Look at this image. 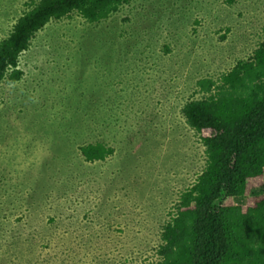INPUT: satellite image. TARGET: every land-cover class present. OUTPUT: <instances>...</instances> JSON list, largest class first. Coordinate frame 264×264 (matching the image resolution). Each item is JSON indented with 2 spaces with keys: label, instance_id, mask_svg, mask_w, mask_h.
<instances>
[{
  "label": "rangeland",
  "instance_id": "obj_1",
  "mask_svg": "<svg viewBox=\"0 0 264 264\" xmlns=\"http://www.w3.org/2000/svg\"><path fill=\"white\" fill-rule=\"evenodd\" d=\"M34 1L0 0V38ZM263 27L264 0H130L39 31L24 77L0 84V264L156 262L205 165L182 107L199 78L250 58ZM96 141L115 152L88 162L79 147Z\"/></svg>",
  "mask_w": 264,
  "mask_h": 264
},
{
  "label": "trees",
  "instance_id": "obj_2",
  "mask_svg": "<svg viewBox=\"0 0 264 264\" xmlns=\"http://www.w3.org/2000/svg\"><path fill=\"white\" fill-rule=\"evenodd\" d=\"M129 2H31L0 38V84L24 77L20 58L52 20L78 14L98 24ZM262 34L250 58L217 79L199 78L195 93L200 97L182 107L187 125L205 148V165L181 192L163 226L159 259L153 264H264V194L252 191L264 176V27ZM79 151L88 162L104 161L115 152L107 141L82 144ZM249 192L253 196L247 202L235 203Z\"/></svg>",
  "mask_w": 264,
  "mask_h": 264
}]
</instances>
